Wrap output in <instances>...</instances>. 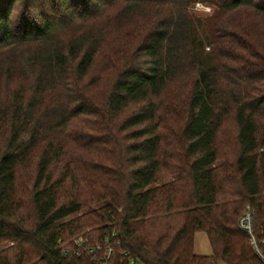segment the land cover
<instances>
[{"label": "trees", "instance_id": "16d2710c", "mask_svg": "<svg viewBox=\"0 0 264 264\" xmlns=\"http://www.w3.org/2000/svg\"><path fill=\"white\" fill-rule=\"evenodd\" d=\"M184 1L0 0V264H94L59 248L88 226L110 264H262L237 221L249 204L264 228V71L255 56L220 72L204 51L221 54L219 36L199 37ZM107 5L150 13L113 34L106 82L89 76L99 37L73 25ZM220 5L264 15V0ZM197 231L210 255L194 253Z\"/></svg>", "mask_w": 264, "mask_h": 264}, {"label": "rangeland", "instance_id": "374dc122", "mask_svg": "<svg viewBox=\"0 0 264 264\" xmlns=\"http://www.w3.org/2000/svg\"><path fill=\"white\" fill-rule=\"evenodd\" d=\"M183 4V13L188 15V18L192 25L195 27L196 34L199 37H205L210 35H218L220 40V48L221 54L224 53V57L217 52L212 54V48L210 45H205V52H211L212 58H215L214 64L217 65L220 72L224 69L222 66H228L235 64L234 66H239L242 64L244 60L251 61L254 60L255 56L259 58L260 69L264 71V15L260 14L256 11L255 8L250 6H245L235 11H224L221 7V3L224 0H185ZM211 2V3H210ZM124 8H121L118 5H107V14L100 15L97 18V22L89 21L84 23L77 22V24L73 25L77 30L82 29H93V33L96 34L101 42V46L99 47V54L96 57L95 65L89 74L90 77H98L99 75L106 74L105 80L108 81V78L111 77V68L110 65L112 63L111 59H113L112 54L108 51V45L112 40V36L114 33H118L121 36V40H127V37H123L122 30H125L132 22L136 19L144 18L146 14L150 13L149 9H145L142 7L138 9L139 11H134L136 15L131 16L129 12H123ZM136 9V8H135ZM131 12V13H134ZM84 26V27H82ZM128 29V28H127ZM98 30L100 33L98 34ZM250 32V33H249ZM231 36H235V42L230 44L227 38ZM123 37V39H122ZM226 45V46H225ZM228 45V46H227ZM230 46V47H229ZM230 50L235 52V54H225L226 51ZM228 56V57H227ZM229 56L234 57L233 61H227ZM230 60V59H229ZM237 62V63H236ZM257 70V68H256ZM228 70H226L227 72ZM229 72V71H228ZM231 73V72H230ZM229 73V76L233 80L238 78L237 75ZM248 76L254 75V72H245ZM187 72L182 76V80L186 79ZM108 77V78H107ZM251 81L247 82L245 85L249 90L251 86ZM173 86V85H172ZM229 85H225L222 82L221 88L223 91L227 92ZM235 90V93L238 94L240 92L237 88L232 87ZM162 101L165 100L164 97L161 98ZM161 101V102H162ZM82 126V125H81ZM86 132H90L92 134L93 140H98V138L103 137V133L97 132L90 129H85ZM224 134L221 136V144L223 148H228V156L229 158L233 157V152L235 150V136H236V128L235 121L233 119V114H229V117L225 123ZM95 138V139H94ZM264 149V147L262 148ZM262 149H258V152ZM225 158L217 160L216 164L219 165L223 163ZM26 171L23 173L25 174ZM171 178H167L162 182L169 181ZM27 182V178L25 179ZM95 208V206L91 208H83L81 212L76 215L83 214L84 212ZM73 217L69 216V218ZM91 228L88 226L83 228L81 231L76 233L72 238L77 235L87 233ZM71 238V239H72ZM1 248V247H0ZM193 251L198 255H210L212 250L209 244L208 238L203 231H197L194 234L193 241ZM217 264H227L223 260L217 261Z\"/></svg>", "mask_w": 264, "mask_h": 264}, {"label": "built area", "instance_id": "2783aa9c", "mask_svg": "<svg viewBox=\"0 0 264 264\" xmlns=\"http://www.w3.org/2000/svg\"><path fill=\"white\" fill-rule=\"evenodd\" d=\"M253 213L254 209L251 205L246 204L237 222L239 228L248 234L254 253L261 263L264 264V228L261 230L260 236L255 234ZM91 240L92 238L89 234L83 233L68 241H60V252L64 255L69 254L71 251H74L77 255L85 253L92 257L94 264H110L113 248L109 245L108 240L105 239V243L99 241L92 242ZM68 242H71L72 246H68Z\"/></svg>", "mask_w": 264, "mask_h": 264}]
</instances>
